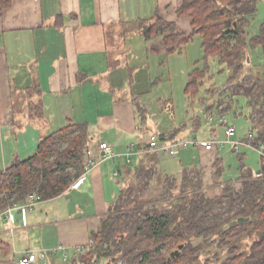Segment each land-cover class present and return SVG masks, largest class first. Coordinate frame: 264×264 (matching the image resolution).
Returning <instances> with one entry per match:
<instances>
[{"label":"crops","instance_id":"crops-1","mask_svg":"<svg viewBox=\"0 0 264 264\" xmlns=\"http://www.w3.org/2000/svg\"><path fill=\"white\" fill-rule=\"evenodd\" d=\"M144 3L12 0L0 14V172L33 157L44 138L71 124L86 127L88 152H97L99 144L106 142L117 155L116 160L95 164L60 196L41 199L26 212L27 226L22 209L14 211L13 233L1 215L4 210L0 211L4 226L0 229V264H19L27 250L48 252L47 259L34 264H69L75 255L65 260L60 250L57 254L52 250L62 247L73 255L75 248L88 245L97 231L95 219L100 226L123 185L132 180V171L153 169L155 179L164 181L179 179L185 170L195 168L202 174L207 197L219 192L213 191L216 186L230 183L221 181L213 168L220 151L207 153L190 147L182 149L177 158H169L149 149L154 134L161 140L175 134L176 140L202 139L211 128L195 117L191 125L162 127L152 121L150 109L140 106L149 88L142 87L146 79L138 74L143 67L149 69L146 47L152 45L141 32H126L139 28L140 21L153 18L158 11L179 31L192 30L191 20L177 15L181 0H154L149 19L138 18ZM130 23L134 24L128 30ZM152 56L158 55L150 51L149 61ZM166 104L171 108L169 96L164 98ZM194 121L198 123L193 125ZM150 126L156 130L153 134L147 131ZM218 133L223 136L222 129ZM28 202L17 204L24 207Z\"/></svg>","mask_w":264,"mask_h":264},{"label":"trees","instance_id":"trees-1","mask_svg":"<svg viewBox=\"0 0 264 264\" xmlns=\"http://www.w3.org/2000/svg\"><path fill=\"white\" fill-rule=\"evenodd\" d=\"M11 1L0 0V14ZM258 1L181 0L177 15L191 20L190 33L181 32L175 23L166 22L159 11L153 18L140 21L139 28L143 39L153 42L150 51L155 55L164 53L166 57L181 55L194 37H200L206 66L192 70L184 90L186 98L193 101L199 97L207 79L209 59L226 65L231 72L230 83H233L243 75L250 51L262 49L264 55V23L258 35L250 38L248 34ZM235 87L233 98H244L250 108L245 118L251 124L250 131H256L257 140L264 142V72L259 76H244ZM234 115L237 112L234 111ZM176 138L175 134L162 140ZM89 142L86 127L79 124H71L44 138L33 157L0 172V195L17 189L23 192L21 196L36 193L43 200L60 196L85 173ZM64 144L67 146L61 148ZM237 155L241 163L237 182L241 183V188L234 182L227 183L223 193L215 199L206 196L202 174L195 168L183 172L174 204L163 210L152 205L161 199L162 202L169 200L167 190H173L171 182L174 183L175 178L159 181L154 177L155 171L148 169L139 192L147 194L151 181H158L162 189L166 188L160 199L161 195L145 197V200L131 199L132 192L128 191L131 188L127 187L130 180L123 185L99 229L92 233L94 248L69 264H98L102 259H109L105 261L107 264L118 261L125 264H264V165L253 174L244 164L247 156ZM221 163L222 159L214 163L220 167L216 173L219 177ZM71 168L74 173L68 171ZM141 172L145 173L146 169H141L139 174ZM33 188L37 191L33 192ZM25 197L16 202L24 201ZM8 199L0 200L2 209L14 203ZM239 219L249 221L234 224ZM244 239H247L245 244ZM176 252L179 256L173 259L172 254ZM221 253L225 254L224 258Z\"/></svg>","mask_w":264,"mask_h":264},{"label":"rangeland","instance_id":"rangeland-1","mask_svg":"<svg viewBox=\"0 0 264 264\" xmlns=\"http://www.w3.org/2000/svg\"><path fill=\"white\" fill-rule=\"evenodd\" d=\"M153 1L154 0H145L144 5H142L145 6V9H142L138 13V18L149 19L151 17L150 8L154 6L152 5ZM250 20L251 26L248 30V34L249 37L252 38L259 34L260 27L264 23V0L258 1L257 13L253 17H251ZM133 24L134 23H130L128 26H126L128 30L131 29V26ZM126 33L131 35L134 33L140 34V31L137 26V29H131ZM146 43H150L151 45V43L153 42ZM137 45H139L138 42ZM146 49L149 55L145 56V64L149 62V69H147L148 66L143 67L138 76H141L143 80L146 79V81L143 82L142 87L144 89L148 87L149 89H146L148 91L144 95H142L140 101H142L143 104L140 106L144 107L147 111L150 109L151 115L153 116L152 121L160 123V126L162 127L174 126V128L177 129L178 126L190 124V121L194 117L200 118L202 124L205 125L207 121L204 118V114L206 116H213L215 123L219 121L221 116H225L227 122L236 127L238 138L241 139L250 132L251 124L245 119L246 116H248L250 113V108L244 98H233V92L236 91V84H238V82L242 80L244 76L248 74L259 76L261 72H264V55L262 49L249 52V59L246 62L243 75L239 76V79L233 83H230L231 72L229 71L227 66L217 64V61H214L215 59H209V71L207 74V79L203 83L199 97L193 101L186 98V96L184 95V90L189 80V74L192 72V70H194L196 67L205 68L206 66L204 62V53L201 48L200 37H194L189 45L183 50V53L181 55L176 53V55L172 57H166L164 53H161L158 56H152L153 58H151L149 61L150 49L147 47ZM146 82L148 83V85ZM168 96L170 97L172 103L171 108L170 106H167L168 104L163 106L164 98ZM203 108L205 113L203 112ZM234 111L237 112V115H234ZM256 118L257 117L255 116V119ZM196 123L198 122L194 121L193 125H195ZM147 131L150 134L156 132L155 128L151 126ZM186 131H188V129L181 131L180 133L185 134ZM66 146L67 145L64 144L61 146V148H65ZM190 150L192 149L190 148ZM242 154H245L247 156L246 160L244 161L245 166H248L253 174H257L261 170V164L258 155L252 151H245ZM220 157V159H222L221 181H225L226 183L234 182L236 183L237 188H241V183L237 182V180L240 178L241 167L238 155L234 154V152L232 153L230 148L227 147L220 151ZM174 163L175 162H173L172 164ZM213 168L218 171L219 167H216L214 164ZM68 171L72 173L75 172L73 168L69 169ZM139 172L134 173L133 171L130 176L132 179L130 181L131 184L127 185L128 188H131L128 189V191L132 192L131 199L136 198V200H145V197H147L148 199L155 198L165 193L164 191L166 186L162 189L161 186L156 188V186L152 185L156 181L150 182V189L149 191H147V194L146 192L140 193L139 189H142L141 187H143V179L145 174L147 173V170L145 173H142L143 170L140 174ZM173 180L174 183L171 182V186H173L174 184L173 190L171 192L167 190L166 194V197H168L169 200L166 202H162L161 199V201L154 202V205L152 206L157 207L159 210H163L164 208H171V205H173L175 202L174 197L176 199V196L180 192L179 186L181 183V178ZM168 186L169 184L167 185V188ZM176 187L178 188L176 189ZM216 189H219V192L209 194L208 197L210 199H215L220 196L219 194L223 193V185L216 186L213 191ZM35 191L37 190L33 188V192ZM21 195H23V192L17 189L6 190L1 193L0 200L6 201L8 199V196H11L8 201H10L11 203H18L16 202L17 199H20V197H25ZM162 195L158 199H160ZM26 199H28V197H25V200ZM147 206L150 207V205ZM1 209L2 208L0 207V211ZM95 221L97 222V227H95V230H98L99 219H95ZM86 222L88 224L94 223L93 220H88ZM2 224L3 222H1L0 220V229H3L4 227ZM80 229L82 233L81 223ZM245 242H247V239L243 240V244H245ZM242 247L244 250L246 249V246L243 245ZM213 250L215 251V249ZM67 255L68 260L72 259L74 256L68 252ZM221 257L224 258L225 254L221 253ZM107 260L109 261V259L99 260L98 264H107ZM116 264H125V262L118 261Z\"/></svg>","mask_w":264,"mask_h":264},{"label":"built area","instance_id":"built-area-1","mask_svg":"<svg viewBox=\"0 0 264 264\" xmlns=\"http://www.w3.org/2000/svg\"><path fill=\"white\" fill-rule=\"evenodd\" d=\"M206 121L208 127L211 128L209 135L206 138H180L174 141H165L161 140L158 135L154 134L152 135L149 143L150 151L160 153L169 158H177L182 149L190 147L207 153L218 152L229 147L230 150L236 154H242L245 151L255 152L259 157L261 166L264 165V142H259L257 140L256 131H250L245 137L240 139L237 136L236 127L229 124L225 116H221L217 123H215L213 116H206ZM219 129L223 130V136L219 135ZM87 153L89 158L85 168V173L97 163L117 159V155L114 153L113 147L106 142H101L99 144L97 152L94 153L90 150ZM130 156L131 154H127L128 158ZM117 175L118 174H115V176ZM28 199L29 202L26 203L24 207H19L17 203H12V205L2 209L4 211L1 210L3 212L1 215L5 216L8 221L9 232L13 233L16 230V221L13 212L21 208L23 214V225L27 226L28 222L26 219V212L32 210V208L41 200L36 193L29 195ZM94 246V242L91 240L88 245L75 248L73 255L78 257L80 255L87 254L92 248H94ZM59 250L62 252L64 259L68 260L66 248L61 247L59 249H54L52 250V253L57 254ZM47 256L48 252L46 251L27 250L22 253L19 264H34L37 261L47 259Z\"/></svg>","mask_w":264,"mask_h":264},{"label":"water","instance_id":"water-1","mask_svg":"<svg viewBox=\"0 0 264 264\" xmlns=\"http://www.w3.org/2000/svg\"><path fill=\"white\" fill-rule=\"evenodd\" d=\"M249 220L248 219H245V220H243V219H239L237 222H235L234 224H244V223H246V222H248ZM228 229V228H227ZM175 255L178 257L179 255H178V253L176 252L175 254H172V258L173 259H175Z\"/></svg>","mask_w":264,"mask_h":264}]
</instances>
